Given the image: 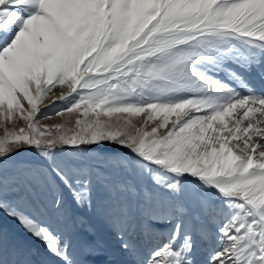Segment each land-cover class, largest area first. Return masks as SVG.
<instances>
[{
	"label": "snow or ice",
	"instance_id": "6c2138e0",
	"mask_svg": "<svg viewBox=\"0 0 264 264\" xmlns=\"http://www.w3.org/2000/svg\"><path fill=\"white\" fill-rule=\"evenodd\" d=\"M254 73L264 79V0H0V122L26 121L5 127L0 162L25 145L42 157L35 172L0 174V219L57 264H85L67 232L29 210L38 180L52 194L44 214L75 229L87 221L70 208L98 212L124 264H195L215 220L206 264H264V93ZM57 86L68 106L55 115L73 127H40L38 105ZM66 146L128 154L64 159ZM29 255L0 230V264H33Z\"/></svg>",
	"mask_w": 264,
	"mask_h": 264
},
{
	"label": "bare ground",
	"instance_id": "6f19581e",
	"mask_svg": "<svg viewBox=\"0 0 264 264\" xmlns=\"http://www.w3.org/2000/svg\"><path fill=\"white\" fill-rule=\"evenodd\" d=\"M58 88H59V86H57V88H54L52 90V92H50L47 95V97L43 100V102L41 104V106L43 105L42 107L46 108V106H49L50 103H52L53 99H55L56 101L59 100L58 98L60 96V91L58 90ZM63 92L65 93V95L69 94V92H70V90L68 89V87L66 85L63 86ZM132 119H133L134 123L137 121L136 117H133ZM31 154H32V156H31ZM23 158H25L24 160L28 161L27 163L25 162L27 168L31 167V166L33 167V164L31 165L30 160H32V161L35 160L37 162L36 166L41 167L42 157L39 156V154L37 153L36 150L32 151V153H28V154L24 153ZM41 190H42V188H41ZM34 193L36 194V192H34ZM34 193H32V196H34V198L36 197L35 199H37V200H35L36 203L34 200H32V201H34L35 204L29 200L31 202L29 210L32 211L34 215H36L38 220H40L44 223H51L53 225V227H55L57 230H63L71 236L72 245H73V248L75 250L76 258L78 260H80V257L83 256V254L86 250H88L87 249V248H89L88 243L91 242L94 237H95L94 240L96 241L98 249L97 250L95 249L96 251L95 252L92 251V252L94 255L98 254L100 256H98V257L92 256L94 259H92V261L90 260L91 262H89L87 264H106V262H110V264H124V262L129 259L128 257H124V256L122 257L120 255L119 250H118L119 241L116 238V232L109 223L105 222V220L103 219L101 214H99L98 212L97 213H87V212H83V211L81 212L80 211L82 214L77 213L75 218L73 219V220H76L79 217H83V216L85 217L86 216L85 218L88 221V224L90 223L88 228H89V230H91V232H92L91 235L93 237L92 236H91L92 238L91 237L89 238L88 236L86 237V235H87L86 234L84 238H89L92 240L90 241L89 239H87V240H89V242H87V244H85L84 241H86V240L83 241V239L80 237L81 234L78 235L79 234L78 233L79 232L78 227L75 229L66 228L65 225L55 223L48 215L44 214V209L46 206L44 205V203H41L42 201L40 202V200H39L40 196L38 194L35 195ZM32 196H30V198H28V199H32L31 198ZM40 199H42V198H40ZM32 203L34 204V206L32 205ZM73 216H74V214H73ZM1 227L4 228V232L7 233L8 237L11 241H13L16 244H19L24 249L29 251V253H30L29 258H31V256L34 255V260H33V258H31V260H33L32 262H34V264H46V263L57 264V260L51 254H49L46 251L44 245L42 243H40L38 240H35L33 237L26 234L17 222H15L11 219H8V218H3V219H0V229H1ZM211 228H213V227L211 226ZM213 230H214V228L210 230V233H209L210 237L209 238L197 239L196 247L194 249V254H193V259L195 261V264H206L207 257L209 255V253L211 252L212 248L215 246V239H214V235L212 234ZM82 232H83V230H82ZM85 233H86V231H85ZM88 235L90 236V234H88ZM90 255H92V254H90ZM97 258H99V259H97ZM81 261H83V260H81Z\"/></svg>",
	"mask_w": 264,
	"mask_h": 264
},
{
	"label": "rangeland",
	"instance_id": "374dc122",
	"mask_svg": "<svg viewBox=\"0 0 264 264\" xmlns=\"http://www.w3.org/2000/svg\"><path fill=\"white\" fill-rule=\"evenodd\" d=\"M249 79H250L252 87L255 88V90L257 91L258 94L264 93V79H261V77L258 74H255V73L252 74L249 77ZM73 96H74V94H73ZM73 96H69V100H72ZM22 102L24 103V107L27 109L29 107L27 102L26 101H22ZM41 104L42 103H40L38 105L39 108H40V113H41L40 116L38 117V124H39L40 127H43V126L47 125L50 129H53V127L55 125H57V124H63V125H65L66 128L73 127V125L69 122V118H68L69 114H65V116H63V117L55 115L56 112L60 111L61 109L66 108L68 106V104H66L65 102H63L61 100H57L55 104L50 103V105L46 106V108L42 107L43 105L41 106ZM77 115H78V113L71 114V120L74 121L75 118L77 117ZM81 119H83V117H81ZM136 119H137V121L135 122V124L140 125L143 122L144 116L141 115L139 117H136ZM171 119H175V117H172ZM0 123H2V126H0V137H2L4 135L5 127L7 129H9V131H11L13 129L18 130L19 128L26 127V121H24L23 119H20L19 117H16L13 121H3V122H0ZM151 126H153V125L152 124L148 125L149 128ZM169 127H171V123L169 124ZM164 131H166V130H164ZM85 148H88L89 150L85 151L84 150ZM34 150H35L34 148H30V147L25 145V146H22L19 151L13 152L10 157H8L6 159H3L2 162H0V174H2L5 178H7L8 181H11L14 178L22 177L23 175H25L29 171L30 172H35V171L39 170L41 167L36 166L37 162L35 160L34 161L30 160V163H31V165L33 164V167L31 166V167L27 168L26 163L28 161L24 160L25 158H23V154L24 153H27V154L28 153H32V151H34ZM127 154H128V150L127 149L118 148V147H115V146H113L110 151H101L100 149H98V148H96L94 146H82V151L80 153H77V152L73 151L70 146H66L64 151L61 153V157L64 158V159L76 158V159H82V160H85V161H88V162H94L93 158L98 157V156H112V157L118 158V159H126L127 158ZM31 156H32V154H31ZM43 187L44 186H42V184L38 180H33L31 182V184L29 185V189H28V196L29 197L28 198H30V196H32V193L36 192V194H38L40 196V198L43 199L42 200V199L39 198L40 202L42 201L41 203H44V205L47 206L49 204L50 200H51L52 194L46 187H44V188ZM41 188H42L43 191L41 190ZM31 198L32 199H28V200H30V201L37 200V199H35L36 197L34 198V196H32ZM34 201H32V202L34 203ZM33 203H32V205L34 206L36 201H35L34 204ZM80 211L81 210H79V209L77 210L74 207H72L70 209V213L72 214L73 219L75 218L77 213L78 214H82L81 213L82 211L81 212ZM73 214H74V216H73ZM85 217H84V219L86 220ZM212 223H219V221L215 220V221H210L209 222V228H210L209 229V233H210V230L213 229V228H211ZM89 224H88V221H87V223L85 224V226L83 228L80 229V227H78L79 228V230H78L79 234L78 235L81 234L80 237L83 239V241L86 240V241H84L85 244H87V242H89V240L90 241L92 240V239H89L92 236L91 235L92 232L88 228ZM0 230L4 231V228L1 227ZM82 230H83V232H82ZM85 231H86V233H85ZM81 232L83 234L84 233L85 234L83 235ZM88 234H90V236ZM212 234L214 235V230H213ZM85 235H86V237L88 236L89 238H84ZM209 237H210V234H209ZM94 238L88 244H89V247L93 248L94 252H95L98 249V246H97L96 241L94 240ZM87 239H89V240H87ZM84 254H83V256L80 257V260H83L85 262V264L91 262L92 259H94L92 256H95V257L96 256L97 257L100 256L98 254L94 255L93 252L89 253L88 250H86L84 252ZM90 254H92V255H90ZM31 258H33V260H34V255L31 256ZM97 259H99V258H97ZM33 264H34V262H33ZM46 264H48V263H46Z\"/></svg>",
	"mask_w": 264,
	"mask_h": 264
}]
</instances>
